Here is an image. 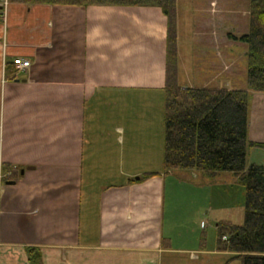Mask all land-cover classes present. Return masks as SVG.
<instances>
[{
  "label": "crops",
  "instance_id": "1",
  "mask_svg": "<svg viewBox=\"0 0 264 264\" xmlns=\"http://www.w3.org/2000/svg\"><path fill=\"white\" fill-rule=\"evenodd\" d=\"M215 1L212 0L211 6ZM190 2L193 0H177L180 86L240 89L233 88L230 81L223 78L222 71L217 72L216 64L220 61L223 62L225 73L232 69L219 46L213 48V80L196 86L184 79L190 75L191 69H186L180 48V15L182 6H188ZM95 7L84 9L78 6L30 5L0 0V88L3 87L4 93L8 91L20 99L19 113L14 121L20 132L23 130L25 133L27 127L30 133L37 134L31 138L37 142L31 144L30 140L26 148L43 149L40 142H47L56 144L59 150L57 158L16 160L12 151L25 148V144H1L0 165L18 168L19 175L16 180L1 178L0 175V264H31L27 254L30 247L41 250L43 264H208V261L211 263L216 260L218 262L213 264H239L238 260L229 261L235 255L233 253L217 248L208 249L204 241L205 227L199 233L202 234L200 237L195 236L194 229L192 244L188 242L185 247L175 246L180 245L181 241L178 240L183 237L180 233V214L187 211L166 205V195L169 194L171 199L174 196L173 189L170 195V183L173 184L176 175L175 170L165 172L163 169L164 145L160 152L161 169L123 171L126 180L118 182L120 178L112 169L120 163L116 149L112 147L108 156L102 143L85 141L86 97L83 83L78 79H67L65 74L51 78L48 71L64 70L68 65L47 63L42 59L47 56V48L51 49L49 53L55 50L47 38L56 27L58 15L84 13ZM116 8H147L135 13L140 16V23H143L141 30L144 32L151 11L156 10L151 31L155 38L160 35L159 43L165 46L160 53L152 50L150 58L154 59L155 53L162 64V83L158 85V92L165 96L166 16L158 7ZM127 18L117 13L110 14V32L127 24ZM155 20L160 22V30L154 24ZM191 21L190 17L184 23L190 26ZM137 51L127 54L131 57ZM13 56L29 59L31 67L11 79L6 77V66L12 62ZM131 85L128 84L129 90L134 87ZM240 90H248V86ZM249 93L248 137L250 141L264 145V93L250 90ZM110 100L116 98L110 97ZM70 105L75 111L72 117L68 115ZM24 107H27L29 114ZM30 126L33 127L32 131ZM69 129L73 142L68 140ZM116 129L126 133L124 128ZM42 134L50 140H45ZM52 147L50 145L49 149ZM87 150L93 152L86 156ZM152 163L160 164L158 152L154 159H148L146 165ZM252 163L264 165V147L249 150L248 164ZM176 170L191 172L192 180L202 177L198 170ZM147 172L159 174L144 182L136 179ZM101 174L106 182L97 186ZM218 175L220 172L208 174L210 182L215 181L214 177ZM233 176L236 180V176ZM131 178L137 182L131 183ZM198 214L194 213L193 218L199 221L202 218L200 216L199 219ZM183 227L184 231L191 229L187 223ZM219 255L222 257L214 258Z\"/></svg>",
  "mask_w": 264,
  "mask_h": 264
},
{
  "label": "rangeland",
  "instance_id": "2",
  "mask_svg": "<svg viewBox=\"0 0 264 264\" xmlns=\"http://www.w3.org/2000/svg\"><path fill=\"white\" fill-rule=\"evenodd\" d=\"M211 2L212 0H193L188 6H182L180 48L186 69L189 71L191 69L190 75L184 79L196 86L211 80L214 67L213 48L219 46L224 59L232 69L225 73L223 62L220 61L216 64L217 72L222 71L223 78L229 80L233 88L245 89L248 86L249 47L247 43L229 37V34L248 33L251 0H216L217 5L213 3L212 6ZM146 9L106 6L95 7L79 14L72 12L65 16L58 15L56 27L47 38L55 50L49 53L48 50L51 49L47 48V56L42 59L47 63L68 65L64 70L48 71L51 78L65 74L67 79H78L83 83L86 97L85 141L102 143L108 156L112 147L116 149V157L120 163L112 169L120 178L118 182L126 180L123 171H154L162 168L160 152L165 139V96L158 92L160 90L158 85L162 83V64L155 53H160L165 45L159 43L160 35L155 38L151 31L156 10L151 11L145 32L141 30L143 23H140V16H136L135 13ZM112 13L128 17L127 24H123L113 33L110 32L109 22V16ZM190 17L191 25L187 26L184 21L189 20ZM154 24L160 30V22L155 20ZM136 49H138L137 53L129 57L127 53ZM152 50L155 52L154 59L150 58ZM129 83H132L131 86L134 85L132 90H129ZM115 90L117 92H111ZM13 97L12 93L8 91L4 93L3 87L0 88V149H2V143L9 146L12 143L25 144V148L12 151L15 153L16 160L59 157L56 144L40 142L43 144V149L26 148L30 140L31 144L37 142L31 139L37 134L30 133L27 127L25 133L23 130L20 132L14 122L19 113L20 99ZM110 97L116 100H110ZM24 109L29 114L27 107ZM74 114L75 111L70 105L68 115L72 117ZM116 128H124L126 133ZM30 130L32 131L33 127L30 126ZM42 137L50 140L49 137L45 138L44 134ZM68 140L73 142L70 129ZM18 141L20 143H17ZM50 145L54 148L49 149ZM58 145H60L59 142ZM89 152L93 150H87L86 156ZM156 152H158L160 164L146 165L148 159L155 158ZM13 169L15 168L11 165H0L1 178H10L14 172ZM18 170L16 168V174L19 175ZM200 172L202 177L199 180H192L191 172L175 170L173 184L170 183V195L173 189L174 196L171 199L167 194L165 202L167 206L187 211L180 214L182 224L180 233L183 237L178 240L181 241L180 245L175 246L185 247L184 245L188 242L192 244L194 229L195 236L200 237L199 235L202 236V234L199 233H202V228L205 227L207 229L204 241L207 242L208 249L212 250L217 248L219 222L243 225L245 188L237 183V178L235 180L232 172H220V175L214 177L215 181L212 183L208 173ZM7 173L10 174L7 175ZM104 178L101 174L97 186L105 184ZM194 213H199L198 217L200 219L201 216L202 219L195 220ZM184 223L190 225L191 229L184 231ZM219 257L222 256L214 258L219 259ZM215 262L208 261V264Z\"/></svg>",
  "mask_w": 264,
  "mask_h": 264
},
{
  "label": "trees",
  "instance_id": "3",
  "mask_svg": "<svg viewBox=\"0 0 264 264\" xmlns=\"http://www.w3.org/2000/svg\"><path fill=\"white\" fill-rule=\"evenodd\" d=\"M12 3L113 7H158L167 18L164 110L165 172L192 169L208 174L232 172L245 188L243 225L217 224V248L235 254L231 261L264 264V165L248 164V153L264 145L250 141V91L264 93V0H251L249 31L234 39L248 44V90L185 87L179 84L177 0H9ZM15 65L7 63L6 77L14 79ZM11 177L17 179L16 168ZM159 173L141 175L144 182ZM137 182L135 178L129 179ZM31 264H43L38 248L27 249Z\"/></svg>",
  "mask_w": 264,
  "mask_h": 264
},
{
  "label": "built area",
  "instance_id": "4",
  "mask_svg": "<svg viewBox=\"0 0 264 264\" xmlns=\"http://www.w3.org/2000/svg\"><path fill=\"white\" fill-rule=\"evenodd\" d=\"M14 63L16 65L17 69L20 70V71H25L27 68L30 67V61L24 60V59H21V58H16L14 60Z\"/></svg>",
  "mask_w": 264,
  "mask_h": 264
},
{
  "label": "water",
  "instance_id": "5",
  "mask_svg": "<svg viewBox=\"0 0 264 264\" xmlns=\"http://www.w3.org/2000/svg\"><path fill=\"white\" fill-rule=\"evenodd\" d=\"M22 173H23V171H22ZM140 179V177H137V180H139ZM14 183V182H13Z\"/></svg>",
  "mask_w": 264,
  "mask_h": 264
}]
</instances>
